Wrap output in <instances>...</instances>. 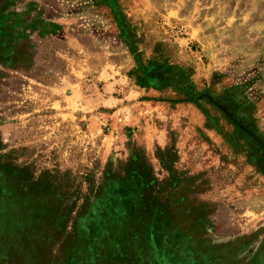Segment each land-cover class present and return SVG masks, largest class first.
<instances>
[{
    "label": "rangeland",
    "instance_id": "rangeland-1",
    "mask_svg": "<svg viewBox=\"0 0 264 264\" xmlns=\"http://www.w3.org/2000/svg\"><path fill=\"white\" fill-rule=\"evenodd\" d=\"M264 0H0V264H264Z\"/></svg>",
    "mask_w": 264,
    "mask_h": 264
},
{
    "label": "trees",
    "instance_id": "trees-1",
    "mask_svg": "<svg viewBox=\"0 0 264 264\" xmlns=\"http://www.w3.org/2000/svg\"><path fill=\"white\" fill-rule=\"evenodd\" d=\"M253 142L259 146V147H262L264 148V144L260 141V140H257L253 137ZM264 163V162H263ZM258 165L260 166V170L262 171V173H264V164L262 165V159H261V162L259 163L258 162Z\"/></svg>",
    "mask_w": 264,
    "mask_h": 264
}]
</instances>
